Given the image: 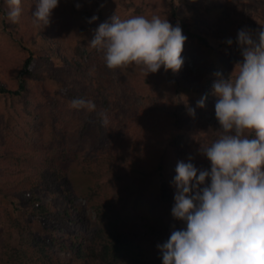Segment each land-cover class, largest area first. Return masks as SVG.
<instances>
[{
	"label": "trees",
	"instance_id": "trees-1",
	"mask_svg": "<svg viewBox=\"0 0 264 264\" xmlns=\"http://www.w3.org/2000/svg\"><path fill=\"white\" fill-rule=\"evenodd\" d=\"M88 1L79 9L72 6V13L81 10L78 19L61 26L68 39H79L72 54L63 57L54 45L42 55L26 48L24 43L36 41L39 33L30 22L36 8L23 1L17 22L21 29L1 36L16 51L17 62L14 82H0V174L4 177L0 195L15 197L22 213L0 212V264H163L157 244L165 242L173 229L164 223L161 211L174 189L177 162H188L190 156L193 164L208 160L198 151L199 142L209 141L204 133L217 128L206 119L203 122L195 105L189 107L195 109V116L189 114L185 121L196 126L199 113L197 121L205 125L193 137L189 132L174 133L181 118L174 110L150 111L149 103L157 97L142 84L141 75L133 83L114 77L109 68L106 75L87 74L81 59L92 49V34L103 17L101 9L84 7ZM152 1L159 4L158 15L173 26L179 24L188 39L206 44L207 35H214L232 39L228 47L236 43L233 34L238 32L233 26L225 28L211 15L194 17L186 10L187 0ZM64 2L60 0L59 6ZM248 2L249 9L264 17V0ZM93 16L98 18L89 22ZM79 19L84 23L76 24ZM211 23L223 28L211 33ZM45 27L49 34H60L59 29ZM22 28L31 30L25 34ZM88 31L89 38L82 33ZM148 76L143 80L147 85L149 78L157 80ZM53 83L59 86L53 88ZM76 97L91 100L95 110L72 108ZM132 97L141 101L139 106ZM101 114L107 116V126L102 125ZM177 153L179 158H173ZM75 162L85 166L89 183L70 184L64 167ZM42 192L49 194L47 201ZM56 195L60 198L55 200ZM78 197L89 204L93 216L85 215L76 203Z\"/></svg>",
	"mask_w": 264,
	"mask_h": 264
},
{
	"label": "clouds",
	"instance_id": "clouds-1",
	"mask_svg": "<svg viewBox=\"0 0 264 264\" xmlns=\"http://www.w3.org/2000/svg\"><path fill=\"white\" fill-rule=\"evenodd\" d=\"M59 2L37 0L34 22L49 25ZM6 3V18L17 23L22 0ZM94 31L90 45L104 51L109 69L136 65L147 76L161 67L175 74L184 65L187 37L179 24L173 26L166 17L121 19L114 14ZM236 43L243 60L236 62L227 79L216 72L218 79L212 85V94L218 97L215 117L223 134L198 149L211 169H198L191 156L175 168L171 214L186 226L174 228L165 242L157 244L163 264H264V27L238 30ZM206 99L207 95L196 106L204 107ZM71 107L94 111L96 106L76 97ZM188 112L195 116L194 108ZM101 116L107 126V116Z\"/></svg>",
	"mask_w": 264,
	"mask_h": 264
},
{
	"label": "rangeland",
	"instance_id": "rangeland-1",
	"mask_svg": "<svg viewBox=\"0 0 264 264\" xmlns=\"http://www.w3.org/2000/svg\"><path fill=\"white\" fill-rule=\"evenodd\" d=\"M22 1L23 4L27 7L36 8L37 0ZM64 1L65 4H63V6H59L61 4L59 2L58 7L53 10L51 22L49 25H47L50 26V28L59 29L60 34H49V31L48 29H46V27H43L42 25L38 26L34 22V20L30 21L35 24L34 28L37 29V32L39 34L37 35L36 41L29 39L30 36L25 35L29 39V41L25 42L24 45L27 49L32 50L34 54L42 55L44 51L51 50L49 45H54L57 46V51L59 52V54L63 55L64 57L66 55L72 54L73 48L79 44V39H77V37L73 40L68 39L66 32L62 31L61 26L64 24H68L70 19H73V21L76 18L78 19V14L79 12H81V10L76 11L77 13L75 14L71 12V8H73L72 6H75L77 3L83 4L85 0ZM101 1L103 0H89L88 4L84 5V7L87 6L89 9L94 7L102 10L101 14L103 17L98 20L99 25L105 21H109V18L114 14L118 15L121 19H128L137 15L147 16L149 14L151 15V17L153 15H158L159 4L153 2L152 0ZM170 1L176 2L177 0H168V2ZM99 2H101V5H98ZM187 4L188 6L186 7V10L190 11L194 17L198 16V18L200 19L204 18L206 15H211L215 22H220L221 24L225 23V28L227 26H233L237 32L238 30L245 27L254 31L264 27V17L255 14L251 8L249 9L248 0H187ZM7 11L8 6L6 0H0V82L10 85L14 82L15 79L14 62H17V56L13 55L16 51L11 49L1 36L4 37L5 34L11 36L12 32H15L17 30L19 31L21 27L20 25L18 26V23H12L6 18ZM75 23L83 24L84 22L83 19H79L76 20ZM209 28L210 32L214 33L221 31L223 26L219 24L214 25L211 23V26H209ZM217 28L218 30L216 31L215 29ZM30 30L31 29L22 28V32H24L25 34H27ZM88 32L82 33H86L85 36L89 38L91 32ZM84 34L80 35V39L83 38ZM233 35L237 36V33L234 32ZM92 36L94 38V33L92 34ZM60 39L61 41H59ZM206 41L207 43L203 44L201 42L192 41L187 38L184 45V51L182 52L185 66L175 74L171 70L165 72L163 67H161V69L157 73H149L148 75L150 76L147 75L148 78L154 77V79H157L155 81H151V79L149 78V85H147L145 81L143 82L146 75L142 73V68L139 66L132 65L126 68L113 70L114 77H118L119 79L126 82L134 83L135 80L141 78L140 75L142 76V78L140 79L142 81V84L144 86H147L149 89L152 88V90L155 92V96L157 97L153 100V102L149 103L150 111L154 112L156 110H160L171 113L174 110L181 118V123L180 125H177L174 133L181 134L183 132H189V137H193L197 135L196 132L198 128L200 129V125H205L203 123L205 122V119L207 122L211 123V125H215L217 130H213L210 127L208 134L204 133V135L210 142L200 140L199 143L202 142V145H210L213 141L218 139L223 134L222 129H220L221 126L215 117V102L218 97L212 94V85L213 82L218 79V77L214 74L216 72H220L222 73L223 77L227 79L233 72L236 62L243 60L237 43H234V46L232 47H228L226 43V36L220 38L219 36L207 35ZM12 43L13 45L15 44L13 41ZM14 46L20 47V43L19 45L15 44ZM90 49L91 50L89 51V54L87 52L81 59L83 67L87 71V74H92L95 72H100L103 74L107 69L104 60V51L102 49L93 47H90ZM104 74L106 75L107 73ZM52 86L53 88H55L56 86H59V84L53 83ZM205 95H207L204 106L205 108L201 109V107L196 106L197 101ZM133 100L136 101V105H140L141 101L138 98H133ZM194 105L197 107L196 109L201 112L202 117L204 118L202 123L200 121H197V119L200 117L198 113V115L196 116L197 125L191 127L190 124L187 125V121H185V118L189 116V107ZM166 146L168 149L171 147L169 146V144H166ZM193 146L194 145L191 146L190 150H192ZM179 156V153H177L173 154L172 157L179 158ZM194 165L200 170L210 171L211 169V162L203 158H201L200 160H196ZM64 168L68 171L67 178L71 180L70 184L75 180L77 181V186L78 182H80L79 185L81 183H89L88 172L84 165L82 166V164H79V162H75L67 164ZM3 181L4 177L1 173L0 186L2 185ZM155 182L157 183L160 181L155 179ZM175 191V187L174 189L169 191V203L166 204L161 211L164 223L169 225L173 230L174 228L181 229L186 226L183 221L174 219L171 214V209L175 203ZM41 195L45 201L49 199V194L42 192ZM54 198L56 200L60 198V195H56ZM76 203L83 207V211L86 216L94 215V211H92L91 207L84 198L78 197L76 199ZM5 210H7V213L12 216L22 213V209L20 207L17 208V199L15 197L10 195L5 196L1 194L0 212L3 213L5 212Z\"/></svg>",
	"mask_w": 264,
	"mask_h": 264
}]
</instances>
